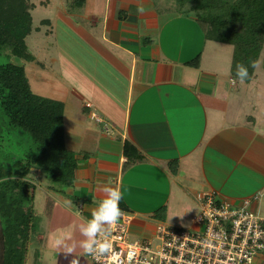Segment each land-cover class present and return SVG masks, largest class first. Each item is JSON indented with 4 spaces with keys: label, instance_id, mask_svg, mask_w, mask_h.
Listing matches in <instances>:
<instances>
[{
    "label": "crops",
    "instance_id": "0c3cea01",
    "mask_svg": "<svg viewBox=\"0 0 264 264\" xmlns=\"http://www.w3.org/2000/svg\"><path fill=\"white\" fill-rule=\"evenodd\" d=\"M138 7L145 11L138 13ZM175 7L157 6L154 0H105L100 16L91 15L94 26L100 25L104 43L90 39L95 42L97 62L100 59L106 68L100 73L91 68L87 75L77 74L85 90L69 83L50 84L53 88L47 90V97L64 103L65 144L75 152L77 167L72 185L66 187L52 184L34 168L44 177L39 186L45 202L41 208L45 216L39 219L29 244V253L34 241L41 245L32 253L36 260L93 264L80 246L87 239L80 228L87 225L103 198L98 186L120 188L123 210L133 215L131 230L140 233L145 226L134 215H153L161 207L168 213L173 199L183 201L184 212L192 209L182 195L190 199L194 192L197 200L201 191L215 193L211 167L224 166L227 157H239L237 145H251L255 136L249 139L244 121L236 125L228 95L219 97L224 90L216 84H221L218 78L224 68L215 63L224 52L213 56L216 62L203 64L205 48L218 41L207 39L195 17ZM63 12L75 13L68 8ZM192 21L200 31L186 50L184 25ZM197 57L198 63L191 64ZM229 78L236 87L237 80L231 74ZM255 80L254 69L245 83ZM64 86L73 89L65 93ZM31 173L30 178L34 177ZM187 176L189 183L198 185L196 190L182 183ZM31 181L36 185L35 179ZM245 199L242 194L226 200L241 204ZM249 205L256 209L255 202ZM58 239L62 241L59 246Z\"/></svg>",
    "mask_w": 264,
    "mask_h": 264
},
{
    "label": "trees",
    "instance_id": "16d2710c",
    "mask_svg": "<svg viewBox=\"0 0 264 264\" xmlns=\"http://www.w3.org/2000/svg\"><path fill=\"white\" fill-rule=\"evenodd\" d=\"M174 1L181 9L188 6L184 14L195 17L207 39L232 45L230 74L239 80L237 65L242 64L248 69L244 82H249L264 50V0ZM34 7L30 0H0V54L34 59L26 42L37 29ZM63 114L61 100L31 89L23 65L0 62V264H28L37 230L32 168L63 187L75 179L77 156L65 144ZM164 215L165 207L154 213L160 219Z\"/></svg>",
    "mask_w": 264,
    "mask_h": 264
},
{
    "label": "rangeland",
    "instance_id": "374dc122",
    "mask_svg": "<svg viewBox=\"0 0 264 264\" xmlns=\"http://www.w3.org/2000/svg\"><path fill=\"white\" fill-rule=\"evenodd\" d=\"M35 4V7L31 10L33 17V25L37 26V29L33 28V31L26 37L30 52L33 54V60H26L18 58L12 54L1 53L0 62H13L21 64L25 68V72L30 82L31 89L40 95L49 96L50 90L53 86L50 84L67 85L73 84L76 90H85V87L81 85L77 79V74L83 73L89 74L90 69L97 70L98 73L102 72V67L106 68L105 64L99 59L97 62L94 52L95 42L90 39L95 37L98 42L102 44L104 41L100 38V25L94 26L91 15H99L104 8L105 0H30ZM156 5H175L174 0H154ZM175 3V4H174ZM74 6V7H73ZM187 7L181 9L177 4L174 9H178L180 13H186ZM64 8L70 10L73 9L74 14H65ZM173 11V10H172ZM176 11V10H175ZM100 16V15H99ZM44 18L49 19V24L41 21ZM186 35L183 34V41H187L185 49L187 50L195 43V37L199 34V28L197 24L186 23L184 25ZM213 50H209L210 45ZM219 46L215 50V46ZM205 48L203 55V64H210L216 62L214 58L216 55L223 53L222 59L218 60V66L224 68L222 75L219 76L221 84L218 85L224 90L222 93V99L225 95H228L230 102L227 103L229 110L234 111V119L237 122L236 125H242L243 121L246 123V133L249 139H252L251 145H237L240 148L239 157H227L224 161V166H213L212 178L216 188V198L220 199H232L235 196L242 195L253 201L256 204L254 209L259 215L264 216V50L261 52L257 67L255 68L256 80L250 83H241L237 80V86L234 87L231 84L230 75V63L232 57V45L220 42H213ZM193 51V48H192ZM214 56V58H213ZM226 66L228 68H226ZM99 75V74H98ZM67 82V83H66ZM108 83V80H106ZM54 84V85H55ZM110 88V86L107 84ZM42 89H38V88ZM65 88V86H64ZM65 88L66 93L70 89ZM221 93V89L217 91ZM52 94V93H51ZM51 97V96H50ZM226 104V103H225ZM247 116V120L245 121ZM107 128V127H106ZM255 132V134H254ZM258 144V145H253ZM225 171V172H224ZM31 174L36 180L34 185V199L32 201L36 210V221L39 223V219L45 216L41 208H44L45 202L44 194L39 184L40 180H44L43 176H38L37 171L32 168ZM190 177L182 179V183L188 185L190 188L196 190L198 185L189 183ZM48 180V179H47ZM216 180V181H215ZM51 181V180H49ZM189 181V182H188ZM52 184L60 185L57 182L51 181ZM61 186V185H60ZM218 191V192H217ZM32 192V189H30ZM219 193V194H218ZM182 199L191 203L190 210L184 212L183 201L176 203L173 199L169 212L165 213L164 218L160 219L149 213H140L134 215L140 219L144 224V230L140 233L132 232L130 239L139 238L150 234L156 226L157 222H163L170 228L179 229H191L193 230L196 224L193 221V216L197 215L200 211V204L195 199V193L190 199L186 196V193L182 195ZM198 202V203H197ZM250 206V205H249ZM42 211V212H41ZM133 217L132 213H128ZM41 217V218H40ZM31 247V245H30ZM33 249L28 255V264L35 261L34 264H49L46 260L39 261L34 258L32 254L34 249L41 248V245L34 241L32 245ZM264 263V249L259 251Z\"/></svg>",
    "mask_w": 264,
    "mask_h": 264
},
{
    "label": "built area",
    "instance_id": "2783aa9c",
    "mask_svg": "<svg viewBox=\"0 0 264 264\" xmlns=\"http://www.w3.org/2000/svg\"><path fill=\"white\" fill-rule=\"evenodd\" d=\"M197 201L193 230L160 221L150 234L135 239H130L132 217L120 208L118 222L98 238V243L110 241L111 250L88 257L93 264H264L259 252L264 249V216L249 207L248 199L234 204L205 190L197 193Z\"/></svg>",
    "mask_w": 264,
    "mask_h": 264
},
{
    "label": "clouds",
    "instance_id": "9594fccd",
    "mask_svg": "<svg viewBox=\"0 0 264 264\" xmlns=\"http://www.w3.org/2000/svg\"><path fill=\"white\" fill-rule=\"evenodd\" d=\"M145 9L143 7H138L137 12L143 13ZM252 67H257L254 63ZM237 77L243 83L248 78V69L242 65H237ZM103 194L98 209L92 213V218L87 222L86 226H81V234L87 239L82 241L80 246L83 248L84 253L87 255H92L95 257L94 253L99 252L101 256L111 250V242L104 240L98 243L99 235L102 231H106L107 228L115 225L120 219L122 212L119 207L120 201L123 199V194L119 187H112L110 185L98 186L97 189ZM56 245L62 244L61 240H57ZM72 249L68 248L69 254ZM71 264H78L77 260L71 261Z\"/></svg>",
    "mask_w": 264,
    "mask_h": 264
}]
</instances>
